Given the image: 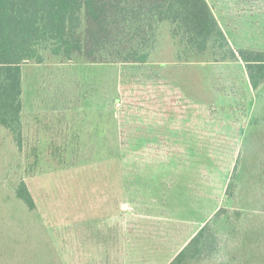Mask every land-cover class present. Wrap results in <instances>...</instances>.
Wrapping results in <instances>:
<instances>
[{"label": "rangeland", "instance_id": "374dc122", "mask_svg": "<svg viewBox=\"0 0 264 264\" xmlns=\"http://www.w3.org/2000/svg\"><path fill=\"white\" fill-rule=\"evenodd\" d=\"M245 1L216 6L243 22L235 47L264 50V24L248 32L244 21L264 0ZM22 71L23 147L0 127V233L26 239L14 264H169L221 207L220 251L201 264H264L263 208L226 195L240 152L264 157V88L253 90L242 61ZM19 179L37 214L12 195Z\"/></svg>", "mask_w": 264, "mask_h": 264}, {"label": "trees", "instance_id": "16d2710c", "mask_svg": "<svg viewBox=\"0 0 264 264\" xmlns=\"http://www.w3.org/2000/svg\"><path fill=\"white\" fill-rule=\"evenodd\" d=\"M236 61L245 64L255 92L264 88V50L234 47L207 0H0V127L19 149L23 147L22 66L26 63ZM243 155L240 152L226 195L236 200L248 194L249 205L255 197L264 210V157L257 155L251 161ZM10 189L22 208L37 214L24 179L13 182ZM227 211L219 208L169 264H201L216 256L222 237L215 228ZM242 212L243 208L233 211V218H241ZM20 234L0 233L2 246L13 247L0 253V264H14L24 257L15 249L25 243ZM242 245L241 239L238 247ZM238 254L235 257L241 258Z\"/></svg>", "mask_w": 264, "mask_h": 264}, {"label": "crops", "instance_id": "0c3cea01", "mask_svg": "<svg viewBox=\"0 0 264 264\" xmlns=\"http://www.w3.org/2000/svg\"><path fill=\"white\" fill-rule=\"evenodd\" d=\"M208 3L210 4V6L212 7L216 17L218 18L223 30L225 31V33L227 34L231 44L235 47L233 40L236 39V37L240 36L238 35V33L240 32V30H242L238 25L237 22L243 23L242 20L240 21V19L235 18L238 17L237 14L235 12H232L231 9L230 10H226L224 7L222 6H216V0H207ZM252 3L251 0L248 1L246 3L245 1V6L248 4ZM257 6V5H255ZM255 11L252 8V5H250V8H247V11H245L246 13L245 15V26H246V31L249 32V28H258L259 24L262 25L264 24V4L262 1H260L259 6L255 7ZM241 7V9L243 10L244 6H239ZM260 7V8H259ZM247 39V37H246ZM236 48H245V47H239L237 46ZM162 53H167L166 51L162 52ZM154 64H157L161 67L162 64H174V63H157V62H152ZM150 63V64H152ZM165 69V68H164ZM24 111V110H23ZM199 230V229H198ZM191 239V238H190Z\"/></svg>", "mask_w": 264, "mask_h": 264}]
</instances>
